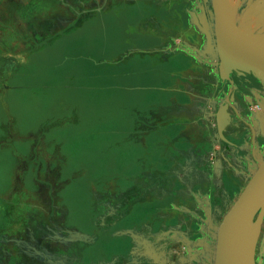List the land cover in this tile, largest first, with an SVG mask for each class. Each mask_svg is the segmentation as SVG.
Wrapping results in <instances>:
<instances>
[{
    "label": "crops",
    "instance_id": "obj_1",
    "mask_svg": "<svg viewBox=\"0 0 264 264\" xmlns=\"http://www.w3.org/2000/svg\"><path fill=\"white\" fill-rule=\"evenodd\" d=\"M212 1L0 0V136L18 157L33 154L34 171L56 172L62 178L65 174L66 186L97 190L81 196L84 205L76 210L71 197L51 194L58 182L37 183L51 191L33 196L35 217L46 215L58 235L55 220L60 210L66 213L71 250L62 264H168L165 252L171 244L180 236L195 235L202 226L197 221L203 220L205 210L203 206L197 210L196 203L217 204L219 211V200L204 192L219 186L229 194L236 185V169L259 167L264 129L251 123L247 80L236 78H245L246 70L227 66L220 55ZM93 23L112 32L104 42L108 58L87 65L83 73L62 71L69 59L79 57L75 56L52 66L46 74L53 77L50 84L20 82L27 66L41 67L39 56L46 53L38 52L41 46L52 49L57 41L64 44L77 38L75 33L84 39ZM249 23L244 18L242 35L264 50V36L249 34ZM109 43L113 52L107 51ZM64 77L107 84H64L60 82ZM32 88L50 95L44 102L35 100L39 107H51L43 114L61 117L55 127L30 132L33 148L27 153L22 150L20 110L24 92L38 91ZM85 88L92 94L86 96ZM83 101L87 114L80 111ZM96 107H115V113L99 115ZM253 108L259 112L261 107ZM83 136L106 139L104 151L115 152L114 161L88 164L86 156L74 150V140ZM173 172H180L185 182L198 174L204 180L198 183L200 190L189 196L150 192L160 180L164 186L174 185ZM180 203L192 206L185 209ZM262 228L260 261L264 221ZM47 246L53 256L56 246Z\"/></svg>",
    "mask_w": 264,
    "mask_h": 264
},
{
    "label": "rangeland",
    "instance_id": "obj_2",
    "mask_svg": "<svg viewBox=\"0 0 264 264\" xmlns=\"http://www.w3.org/2000/svg\"><path fill=\"white\" fill-rule=\"evenodd\" d=\"M227 1L230 2L227 3L228 5L232 4L239 6L238 10L240 13V18L238 24L235 26L238 31L242 32V22L244 18H248L250 19V30L248 33L256 36H264V0ZM259 5H261V7H259ZM110 26L114 29V26ZM111 33L112 32H110L109 27H107V31L105 30L104 24L97 25V23H93L91 27H88V30L83 33L85 34L84 39L86 40L80 37L82 34L80 35L79 33H75L77 38H71L69 42L66 41L64 44H60L57 41L55 42L52 49L50 46L46 47L45 49H43L44 47L41 46L38 49V52H46L42 56H39L41 67L35 68L34 66H27L24 72L25 75L21 74L18 77L21 78L20 82L26 84L28 83L30 85L50 84L53 82V77L46 74L47 72L52 71V66L75 56L79 57L69 59L68 63H66V65L62 67L61 70L65 71L68 68H72L71 70H74L78 73L87 71V65H94L96 64V61H100L104 57L108 58L110 56L109 54L104 53L106 52L105 49H107L106 43L104 42L108 40L106 39V35L109 36ZM49 41L50 40H48V42ZM108 46L110 48L107 51L113 52L111 50V43H109ZM34 54H36V52H34ZM62 71H59V73L61 74ZM262 72L264 74V71L262 70L247 69L244 75L245 78H241L239 76L236 78L239 82H242L241 80L243 79L247 80V84H249L250 89L248 94L250 95H246V97H249L248 99L251 102L249 105L252 107L250 109L252 115L251 123L253 124V122L256 121L257 124L262 129H264V76L260 74ZM60 82L64 84L69 82L87 85H93L95 83L99 84L100 82L107 84L106 80L101 81V79L90 78H86L84 80H75V78L64 77ZM32 89L38 90L40 88ZM83 91L86 92V96L92 94L89 93L86 88ZM53 92L57 93V91ZM47 93L48 92H44L43 90H38L36 94L34 91H26L23 94L24 98H26V101L21 103L22 107L20 110V119L24 121V126H22V138L24 139H22L21 142L23 147L22 150L27 151V153H32L33 148V140L27 137L30 136V132L34 133V130L41 127H55L56 120L61 117V115L52 116L50 113L45 115L48 110H51L50 106H43V104V107L37 106L38 104L35 102V100H43L44 102L50 96ZM92 98H95V96H92ZM11 99L15 100L13 97H11ZM87 105L88 104L86 101H83L82 105L80 106V111H84V114H87ZM253 106L255 108H259L260 106V111H256ZM96 109H98L97 111L99 115L107 114L108 117H112L115 113V107H96ZM40 117L43 118L39 119ZM87 134L88 133H83V135ZM263 134L264 132L262 135ZM74 143L75 152L80 156H86L85 161L91 165H100L102 162L107 161L113 162L114 157L116 156L115 152L113 151H104L106 148V139L98 138L92 140L90 137L83 136L77 140H74ZM8 145V142L3 140L2 136H0V264H62L64 260L69 259L67 257L71 250L67 245L71 234L66 229V217L64 216L66 213L65 211L62 212V210H60L58 221L55 220L56 227L59 230V234L56 235L50 229V219H48L46 215L42 214L41 216L35 217L36 214L32 212V201L34 200L33 196H45L50 194L52 189L51 194L71 197L72 202H70V204L77 210L79 209V205L83 204L81 201V196L94 193L93 190L96 189L90 188L91 190H89L85 185H79V187H76L69 184L66 186L64 183L66 181L65 174H63L62 178L60 173L34 171L33 154L25 156L22 159L18 157V154L10 151L13 150V146L8 147ZM262 151L263 152L261 153L260 157L257 158V160L260 161L259 166L264 161V149H262ZM57 162L58 166H61V162L59 160ZM105 165L107 164H102L101 166ZM108 165L110 164L108 163ZM238 166L239 163L237 161L236 167ZM258 168L251 171L236 169L234 172V183H236V185L234 188H231L232 190H230L231 192H229V194H227L225 187L219 186L211 188V193H208L210 188L207 192H204L205 197L213 196L215 199L217 198L219 200V211H216L215 209L217 204H213V206H211V204H207V206L205 203H202V205L201 202L196 203L197 210L202 206L203 210H205L203 211V220L197 221L198 223L202 224V226H197V230L194 233L195 235H192L193 233H191L192 237L191 235H185L183 238L180 236L178 242L171 244L172 249L165 252V254L168 256V264H216L217 237L219 227L223 221V218L240 197L241 193L246 188L247 184L256 173ZM174 174L175 177L172 179V183H174V185L171 187H167V185L164 186L163 182L165 181L160 180V185L150 188V192L156 196H162L167 193L172 195L189 196L197 193L196 190H200L198 183H200V181L203 183L204 181L199 177L198 174L194 178L196 180L193 179L190 182H185L182 180L180 172H175ZM42 179L53 180V182H58L59 185H54L49 191L46 186H42L41 184L37 185V183L41 182ZM83 180H85V178ZM180 182H183L184 185H179ZM109 189L111 188H102L104 192L111 191ZM225 197H227L226 202H222L221 204V200ZM215 202L217 201L215 200ZM85 205L88 206V204ZM176 205L177 203H171V207ZM178 205L184 206L185 209H188L189 206H192L189 203H180ZM3 206L4 210L2 208ZM214 214L215 216L218 214V217H212ZM263 221L264 206L257 208L251 221L245 229L246 235L251 234V232L253 234L252 241L250 242L248 248L254 256L255 264L264 262V260L260 261L258 257L260 235L263 231ZM247 231L250 233L248 234ZM72 237L78 236L72 235ZM49 243H53L56 246L53 256H49L47 252V244ZM71 243L75 244L73 241H71ZM81 243L82 242H79V244ZM185 243L188 244L185 246ZM182 246H184V248H182ZM72 249L75 248L73 247ZM56 253H58V256ZM58 258H61L62 261L56 262Z\"/></svg>",
    "mask_w": 264,
    "mask_h": 264
},
{
    "label": "water",
    "instance_id": "obj_3",
    "mask_svg": "<svg viewBox=\"0 0 264 264\" xmlns=\"http://www.w3.org/2000/svg\"><path fill=\"white\" fill-rule=\"evenodd\" d=\"M212 4L218 48L227 66L230 63L236 68L264 71V50L227 23V0H213ZM226 52L238 54L241 63L236 64L230 60ZM263 206L264 161L223 218L218 230L216 264H236L233 259L236 253L242 258L239 264H255L254 256L248 248L251 242L248 241L249 235L245 237L244 234L257 208Z\"/></svg>",
    "mask_w": 264,
    "mask_h": 264
},
{
    "label": "bare ground",
    "instance_id": "obj_4",
    "mask_svg": "<svg viewBox=\"0 0 264 264\" xmlns=\"http://www.w3.org/2000/svg\"><path fill=\"white\" fill-rule=\"evenodd\" d=\"M227 3H230V2L227 1ZM238 7H239L238 5H232V4L228 5L227 4V18H226V21L232 27H235L238 24V22H239L240 13H239ZM226 56L229 57V59L232 60L233 62H235L236 64H240L241 63L240 62L241 60H239L240 58H239L238 54H236V53L226 52ZM260 74H262V76H264L263 72L260 73ZM247 233L249 234L250 232L247 231ZM252 236H253V234L251 232V234H249V238H248L249 240L248 241H252ZM233 259H234L236 264H239L242 258L239 256L238 253H236V254H234Z\"/></svg>",
    "mask_w": 264,
    "mask_h": 264
}]
</instances>
